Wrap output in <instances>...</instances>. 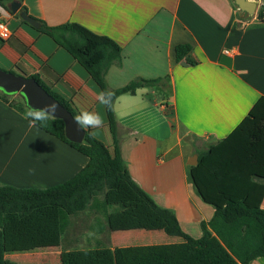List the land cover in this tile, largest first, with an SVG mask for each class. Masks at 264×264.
Segmentation results:
<instances>
[{
  "label": "crops",
  "instance_id": "obj_1",
  "mask_svg": "<svg viewBox=\"0 0 264 264\" xmlns=\"http://www.w3.org/2000/svg\"><path fill=\"white\" fill-rule=\"evenodd\" d=\"M13 1L48 26L75 22L116 41L121 64L107 71L109 89L141 78L162 79L155 87L117 98V139L132 178L160 206L175 212L186 233L199 238L201 222L212 218L214 208L197 193L188 161L225 139L264 96V18L244 15L234 0ZM12 2L0 0V14L13 34L0 41V67L40 75L77 116L98 113L102 125L84 128L113 152L99 86L50 36L13 13ZM179 44L193 47L197 64L176 62ZM88 163L87 156L30 126L0 98V186L48 189L70 181ZM72 229L90 231L91 248L127 247L114 239L122 240L128 228H113L109 237L106 216L95 211L79 214ZM77 242L68 238L72 247ZM252 264H264V258Z\"/></svg>",
  "mask_w": 264,
  "mask_h": 264
},
{
  "label": "trees",
  "instance_id": "obj_2",
  "mask_svg": "<svg viewBox=\"0 0 264 264\" xmlns=\"http://www.w3.org/2000/svg\"><path fill=\"white\" fill-rule=\"evenodd\" d=\"M22 10L27 11L25 7ZM256 17L264 18V0ZM40 22L39 31L71 54L101 91L111 94L110 103L105 105L115 150L111 152L84 127L83 142L75 143L67 139L61 119L48 115L37 121L35 126L87 156L89 163L70 181L48 189L0 186V264H5V247L11 244L58 241L63 243L60 264H252L264 258V96L232 133L199 152L198 164L189 166L197 193L214 208L212 218L201 222L202 235L194 238L184 231L172 209L160 206L132 178L117 139V98L155 87L162 79L141 78L111 90L107 71L121 64L122 49L116 41L79 23L52 27ZM192 49L190 44L177 45L176 62L197 64L191 58ZM29 77L77 117L72 105L51 84L38 74ZM0 98L21 114L29 108L16 94L0 91ZM88 211L104 214L110 230L161 224L168 236L181 242L114 250L107 246L75 249L68 243L69 227L79 214Z\"/></svg>",
  "mask_w": 264,
  "mask_h": 264
},
{
  "label": "rangeland",
  "instance_id": "obj_3",
  "mask_svg": "<svg viewBox=\"0 0 264 264\" xmlns=\"http://www.w3.org/2000/svg\"><path fill=\"white\" fill-rule=\"evenodd\" d=\"M261 3L257 4V10L253 16L257 14L258 7ZM241 11V10H239ZM243 13V11H241ZM247 16V13L245 14ZM2 68V67H0ZM4 69V68H2ZM6 70V69H4ZM9 71V70H6ZM9 72H16L14 69ZM22 97L20 94H16ZM154 200V199H153ZM126 232H122V240L114 239L115 243L123 242L125 246H143V245H158V244H174L180 243L178 237L168 236L164 232V226L161 224L156 225H135L127 227ZM109 237L111 234L110 228ZM124 230V229H123ZM93 234V233H92ZM117 233L114 232V236ZM77 239L74 244L75 249L91 248L90 244L93 242L91 239V232L78 231L77 229L69 230L68 238ZM92 240V241H91ZM62 242H46V243H22L11 244L5 247V264H60V256L58 252L62 251Z\"/></svg>",
  "mask_w": 264,
  "mask_h": 264
},
{
  "label": "water",
  "instance_id": "obj_4",
  "mask_svg": "<svg viewBox=\"0 0 264 264\" xmlns=\"http://www.w3.org/2000/svg\"><path fill=\"white\" fill-rule=\"evenodd\" d=\"M238 9L254 15L257 10V3L254 0H234ZM13 13H19L22 20L36 29L41 28V22L28 15L21 9V3L13 1L10 5ZM0 91L7 95L20 94L28 107L44 108L46 105L56 106L54 114L49 116L61 119L65 125V135L71 142L82 143L86 130L77 123L71 112L65 108L56 98L50 95L33 77L16 74L0 68ZM198 164V156L195 155L188 161L189 166Z\"/></svg>",
  "mask_w": 264,
  "mask_h": 264
},
{
  "label": "clouds",
  "instance_id": "obj_5",
  "mask_svg": "<svg viewBox=\"0 0 264 264\" xmlns=\"http://www.w3.org/2000/svg\"><path fill=\"white\" fill-rule=\"evenodd\" d=\"M108 97L106 100L105 97ZM110 93L100 92L99 100L102 104L110 103ZM56 106L54 104L46 105L44 108H33L29 107L26 112L23 114L24 118L29 121V125L35 124L37 121L45 119L48 115L54 114ZM76 121L82 127H99L102 125L103 121L101 116L98 113H90V112H82L79 116H77Z\"/></svg>",
  "mask_w": 264,
  "mask_h": 264
},
{
  "label": "built area",
  "instance_id": "obj_6",
  "mask_svg": "<svg viewBox=\"0 0 264 264\" xmlns=\"http://www.w3.org/2000/svg\"><path fill=\"white\" fill-rule=\"evenodd\" d=\"M12 32L9 29L8 24L4 21L3 17L0 14V39L3 41H7L12 37ZM229 54L228 51H226Z\"/></svg>",
  "mask_w": 264,
  "mask_h": 264
}]
</instances>
